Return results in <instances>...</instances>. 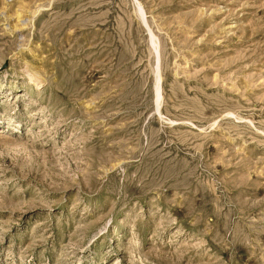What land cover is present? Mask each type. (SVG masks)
<instances>
[{
    "label": "rangeland",
    "instance_id": "1",
    "mask_svg": "<svg viewBox=\"0 0 264 264\" xmlns=\"http://www.w3.org/2000/svg\"><path fill=\"white\" fill-rule=\"evenodd\" d=\"M0 264H264V0H0Z\"/></svg>",
    "mask_w": 264,
    "mask_h": 264
}]
</instances>
